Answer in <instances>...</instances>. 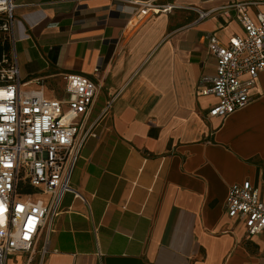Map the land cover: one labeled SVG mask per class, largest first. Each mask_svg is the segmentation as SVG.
Wrapping results in <instances>:
<instances>
[{
    "label": "crops",
    "instance_id": "0c3cea01",
    "mask_svg": "<svg viewBox=\"0 0 264 264\" xmlns=\"http://www.w3.org/2000/svg\"><path fill=\"white\" fill-rule=\"evenodd\" d=\"M15 1L21 80L57 98L68 73L96 85L85 119L96 136L71 176L87 202L64 195L31 264H264V234L248 235L226 204L243 181L264 197V71L226 117H209L216 98L201 93L216 66L209 36L226 44L243 28L222 11L200 21L198 12L235 0H149L171 9L139 25L137 0ZM242 1L257 3L252 20L264 10V0Z\"/></svg>",
    "mask_w": 264,
    "mask_h": 264
},
{
    "label": "built area",
    "instance_id": "2783aa9c",
    "mask_svg": "<svg viewBox=\"0 0 264 264\" xmlns=\"http://www.w3.org/2000/svg\"><path fill=\"white\" fill-rule=\"evenodd\" d=\"M134 3L139 8L133 25L171 9L149 0ZM253 4L257 3L235 0L220 9L198 12L200 21L222 11L243 28L242 35L226 44L209 36L216 66L214 74L203 79L209 85L201 89L203 95L216 98L208 109L209 117H226L244 107L257 75L264 71V10L252 20L248 7ZM16 7L15 0H0V264L17 257L22 258L21 264H31L36 253L43 257L66 193L87 202L71 184V176L85 140L96 136V122L85 125L96 91L91 79L66 74L63 98L49 96L41 86L31 88L21 80L13 52ZM111 102L101 115L109 112ZM226 204L228 216L242 220L248 235L264 234V197L250 181L230 185Z\"/></svg>",
    "mask_w": 264,
    "mask_h": 264
},
{
    "label": "rangeland",
    "instance_id": "374dc122",
    "mask_svg": "<svg viewBox=\"0 0 264 264\" xmlns=\"http://www.w3.org/2000/svg\"><path fill=\"white\" fill-rule=\"evenodd\" d=\"M5 47H7V44H5ZM21 257H17V258H9L7 261V264H21Z\"/></svg>",
    "mask_w": 264,
    "mask_h": 264
}]
</instances>
